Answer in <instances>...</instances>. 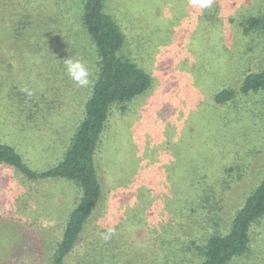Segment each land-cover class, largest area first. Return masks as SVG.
<instances>
[{
	"label": "rangeland",
	"instance_id": "obj_1",
	"mask_svg": "<svg viewBox=\"0 0 264 264\" xmlns=\"http://www.w3.org/2000/svg\"><path fill=\"white\" fill-rule=\"evenodd\" d=\"M6 1L0 0V110L11 107L9 85L26 93L27 106L28 91L54 97L55 110L42 108L41 124L51 114L42 132L25 114L0 120V140L39 172L61 160L90 96V87H77L64 69L56 70L50 88L43 60L54 54L45 49L44 58L35 42L49 34L45 17L66 11L58 29V40L67 37L64 59H82L92 72L94 50L79 26L81 0L56 6L53 0H8L3 10ZM27 4L37 26L10 30L11 19L22 15L17 9ZM108 8L125 36L121 54L151 77V85L110 110L95 154L102 201L64 264H174L183 258L179 264H199L185 245L225 235L264 177V92L225 105L214 101L264 66V33L242 32L247 18L264 16V0H212L207 8L192 0H108ZM79 198L75 182H33L0 165V264H53ZM250 247L233 264H264V218L251 228Z\"/></svg>",
	"mask_w": 264,
	"mask_h": 264
},
{
	"label": "trees",
	"instance_id": "obj_2",
	"mask_svg": "<svg viewBox=\"0 0 264 264\" xmlns=\"http://www.w3.org/2000/svg\"><path fill=\"white\" fill-rule=\"evenodd\" d=\"M53 1L55 6L57 2L59 4L67 2V0ZM8 5L9 1L7 0L2 5L3 10L8 8ZM28 6L29 4L19 6L17 10H20V13L22 11V15L20 18L11 19L10 30L17 31V25L21 23L25 24L24 30L34 24L37 26V16L29 10ZM20 13H17V16ZM65 13V9H63L57 15L50 14L45 17L43 24L48 25V29L51 28L47 30L49 34H42L43 38H37L35 41L41 44L38 54L42 53L46 58L49 54L43 53L45 49H49L50 54H54L52 57L50 55L47 57L51 59L48 62L43 60V67H47L45 69L48 71L49 84L53 85L48 88H54L56 70L64 69L63 56L65 57L69 51L64 47L67 44V37L58 40V29L65 25L67 18ZM79 26L88 35L94 50V67L91 76L93 83L89 88L90 96L82 110L83 117L73 129L72 137L67 142L68 146L65 143V147H67L61 160L53 166L35 172L26 166L16 148L0 140V165L14 168L29 181L47 182L59 178L75 182L80 189V198L69 215L62 240L53 255V264H64L78 243L89 219L102 201L103 190L95 165V154L110 110L114 105L129 102L143 94L151 85V77L121 54L125 36L122 26L108 8V0H81ZM33 28L31 32H28L31 37H34L36 33L33 32ZM242 32L244 35L264 33V16L257 15L247 18L242 24ZM57 47L58 51L63 53L60 55L62 60L61 57L58 59L55 57ZM73 52L75 49H72L69 54H73ZM1 63L2 61H0ZM4 67L11 70L8 62ZM9 88L13 91V96L10 99L11 107L7 108V113L0 110L1 122H14V119H19L20 115L21 119H24L22 115L25 114L26 120L32 121L33 129L41 131L44 129L43 126H49L51 114L47 116L48 121L44 120L42 124L37 118L43 107L47 106L49 110H55V104L52 105L51 100L54 97L44 99L45 96L32 95L31 97L29 95L28 102L31 104L27 106L25 104L26 93L16 86L9 85ZM260 92H264V66L259 71L244 76L239 90L224 89L215 95L214 101L218 105H225L233 102L239 95L259 94ZM261 95L264 94L261 93ZM58 103L62 104L63 100H59ZM7 104L6 101V106ZM263 218L264 177L257 188L246 198L243 207L236 213L229 231L225 235L213 234L205 240L202 246H195L194 242H190L185 245V251H191L193 255L199 256V264H233L238 262L251 253V228Z\"/></svg>",
	"mask_w": 264,
	"mask_h": 264
},
{
	"label": "clouds",
	"instance_id": "obj_3",
	"mask_svg": "<svg viewBox=\"0 0 264 264\" xmlns=\"http://www.w3.org/2000/svg\"><path fill=\"white\" fill-rule=\"evenodd\" d=\"M193 5H198L200 8H207L211 5L212 0H192ZM66 75L79 88H88L92 85V72L85 61L76 57H68L63 60ZM25 91H28L25 89ZM31 95V92L28 91ZM112 230H109L111 232ZM105 239L108 236L104 237Z\"/></svg>",
	"mask_w": 264,
	"mask_h": 264
}]
</instances>
